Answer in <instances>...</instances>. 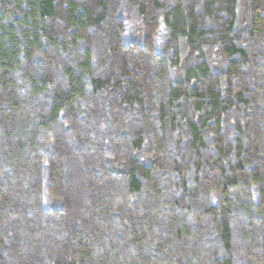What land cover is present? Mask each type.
<instances>
[{
	"label": "trees",
	"instance_id": "16d2710c",
	"mask_svg": "<svg viewBox=\"0 0 264 264\" xmlns=\"http://www.w3.org/2000/svg\"><path fill=\"white\" fill-rule=\"evenodd\" d=\"M0 264H264V0H0Z\"/></svg>",
	"mask_w": 264,
	"mask_h": 264
}]
</instances>
